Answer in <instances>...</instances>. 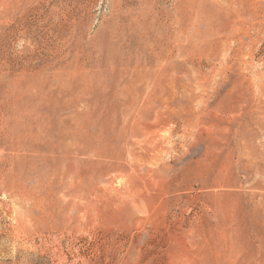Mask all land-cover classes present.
Wrapping results in <instances>:
<instances>
[{
	"label": "rangeland",
	"instance_id": "rangeland-1",
	"mask_svg": "<svg viewBox=\"0 0 264 264\" xmlns=\"http://www.w3.org/2000/svg\"><path fill=\"white\" fill-rule=\"evenodd\" d=\"M0 264H264V0H0Z\"/></svg>",
	"mask_w": 264,
	"mask_h": 264
}]
</instances>
